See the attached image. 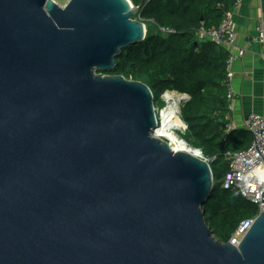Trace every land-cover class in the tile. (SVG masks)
<instances>
[{
  "label": "water",
  "instance_id": "obj_1",
  "mask_svg": "<svg viewBox=\"0 0 264 264\" xmlns=\"http://www.w3.org/2000/svg\"><path fill=\"white\" fill-rule=\"evenodd\" d=\"M141 7L0 0V264H264V212L238 248L215 239L202 151L154 134L148 85L106 74L145 40Z\"/></svg>",
  "mask_w": 264,
  "mask_h": 264
},
{
  "label": "trees",
  "instance_id": "obj_2",
  "mask_svg": "<svg viewBox=\"0 0 264 264\" xmlns=\"http://www.w3.org/2000/svg\"><path fill=\"white\" fill-rule=\"evenodd\" d=\"M133 3L142 6L140 15L147 28L146 38L123 51L116 58L115 69L106 74L145 83L155 100L166 91L189 96L180 105V118L187 126L182 139L192 148L200 149L204 157L215 159L211 163L213 199L203 210L215 239L227 243L241 221L259 212L238 191L222 188L230 170L225 153L249 149L253 136L248 130L228 131L229 51L202 32L217 29L234 12L236 0H133Z\"/></svg>",
  "mask_w": 264,
  "mask_h": 264
},
{
  "label": "built area",
  "instance_id": "obj_3",
  "mask_svg": "<svg viewBox=\"0 0 264 264\" xmlns=\"http://www.w3.org/2000/svg\"><path fill=\"white\" fill-rule=\"evenodd\" d=\"M50 1L54 2L60 8H65L71 0ZM130 1L133 6H136L134 5L133 0ZM149 1L151 0H147V2ZM242 3L243 0H236L235 9L238 8ZM263 15L264 14L262 12V17ZM138 17V20L144 22V19L141 17L140 12L138 13ZM202 35L206 36L217 45L229 51V56L227 59L226 82L228 87L227 98L229 100V109L232 110V101L235 97V93L231 86L232 80L234 78L232 66L237 59L243 58L247 52V50L237 48V33L235 30L233 13L227 15L217 29L212 31H204L202 32ZM253 40L255 43H258L262 47L261 57L264 60L263 20L256 28V36ZM166 92L161 96L164 101L167 94ZM165 102L168 105V99H166ZM163 110L158 111L156 109L159 126L161 125V113ZM227 128L228 131L233 130L231 125H229ZM244 128L252 134L253 143L251 147L245 151L225 153V157L230 163V170L225 174L222 188L226 190L238 191L247 202L257 206L259 212L255 217L241 221L234 232L231 234L228 242L236 248L239 247L242 240L250 231L259 214L264 212V202H262L264 192V117L258 114L250 115V117L244 123ZM158 129L155 131V135H157ZM160 138L166 142H170L167 137L161 136ZM201 159L208 162L210 165L215 161L214 158L208 159L204 157L203 154L201 155ZM259 171H261V173H259Z\"/></svg>",
  "mask_w": 264,
  "mask_h": 264
},
{
  "label": "crops",
  "instance_id": "obj_4",
  "mask_svg": "<svg viewBox=\"0 0 264 264\" xmlns=\"http://www.w3.org/2000/svg\"><path fill=\"white\" fill-rule=\"evenodd\" d=\"M262 12L264 14L262 0H243L233 12L237 48L247 50L232 66L231 86L235 97L229 119L233 130H246L244 123L252 114L264 117V60L262 47L253 40L256 28L264 21Z\"/></svg>",
  "mask_w": 264,
  "mask_h": 264
},
{
  "label": "bare ground",
  "instance_id": "obj_5",
  "mask_svg": "<svg viewBox=\"0 0 264 264\" xmlns=\"http://www.w3.org/2000/svg\"><path fill=\"white\" fill-rule=\"evenodd\" d=\"M166 93L165 101L168 99V107L161 113V125L157 131V135L159 137H167L175 151L194 153V149L191 146L186 145L187 142L182 138L177 137L175 133L177 131L181 132L186 129V125L184 124L182 118H180L179 110L182 99L187 97V95H182L171 91ZM259 173H261V171H259Z\"/></svg>",
  "mask_w": 264,
  "mask_h": 264
},
{
  "label": "rangeland",
  "instance_id": "obj_6",
  "mask_svg": "<svg viewBox=\"0 0 264 264\" xmlns=\"http://www.w3.org/2000/svg\"><path fill=\"white\" fill-rule=\"evenodd\" d=\"M135 19H139V17L138 16H136L135 17ZM155 107H156V109L158 110V111H161V110H163V109H167V107H168V105H167V103L160 97V98H158L156 101H155ZM159 130V129H158ZM185 130H187V129H185ZM176 133V136L177 137H179V138H182L183 137V135H185V133H186V131H177V132H175ZM184 140V139H183ZM194 149V148H193Z\"/></svg>",
  "mask_w": 264,
  "mask_h": 264
}]
</instances>
